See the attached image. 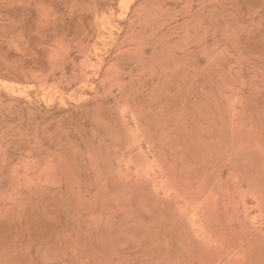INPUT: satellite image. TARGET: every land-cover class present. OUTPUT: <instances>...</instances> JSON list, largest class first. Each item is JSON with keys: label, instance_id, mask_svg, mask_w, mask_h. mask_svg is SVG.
Returning <instances> with one entry per match:
<instances>
[{"label": "rangeland", "instance_id": "374dc122", "mask_svg": "<svg viewBox=\"0 0 264 264\" xmlns=\"http://www.w3.org/2000/svg\"><path fill=\"white\" fill-rule=\"evenodd\" d=\"M0 264H264V0H0Z\"/></svg>", "mask_w": 264, "mask_h": 264}]
</instances>
